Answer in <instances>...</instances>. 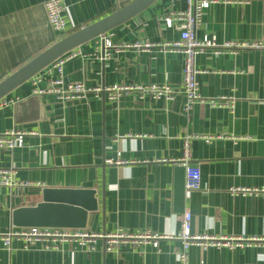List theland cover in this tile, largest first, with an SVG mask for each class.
Here are the masks:
<instances>
[{"label": "crops", "instance_id": "obj_1", "mask_svg": "<svg viewBox=\"0 0 264 264\" xmlns=\"http://www.w3.org/2000/svg\"><path fill=\"white\" fill-rule=\"evenodd\" d=\"M46 1L0 0V82L64 37L133 0H63L62 32L49 25ZM185 9L183 0H156L104 36L67 52L74 56L63 66L65 82L88 88L169 85L177 92L174 101L126 94L115 101L89 95L84 101L59 102L51 95H33L30 79L0 99V133L23 134L21 147L0 149V169L11 170L17 183L40 184L0 187V264H177L179 217L185 211L191 214L193 235L264 238L262 194L231 193L264 188V52L197 55L202 102L184 114V57L164 47L179 40V28L176 23L167 27L164 18ZM195 38L218 45L263 39L264 0L211 4ZM105 40L126 47L102 60ZM36 76L38 87H44L56 74L44 68ZM220 98L226 99L211 104ZM185 137H190L191 164L200 170L198 191L186 192L184 174L178 173ZM44 188L96 192L97 211L89 214L84 231L170 238L158 240L157 247L129 241L110 251L98 240L92 252L75 242L45 250L14 237L5 246L4 238L20 229L12 224L13 210L36 206ZM187 255L188 264H264L258 246H191Z\"/></svg>", "mask_w": 264, "mask_h": 264}, {"label": "built area", "instance_id": "obj_2", "mask_svg": "<svg viewBox=\"0 0 264 264\" xmlns=\"http://www.w3.org/2000/svg\"><path fill=\"white\" fill-rule=\"evenodd\" d=\"M186 4L184 11H176L170 13L164 18L167 27H172L174 23L179 28V40L166 44L164 47L170 52L181 53L184 57L183 62V84L182 94L184 103L182 112L189 114L195 104L201 101L199 95V86L196 80L197 75L200 73L195 66L196 56L202 54L207 50H211L213 54L219 55L222 52H236L242 49L261 50L264 52V38L252 42H224L218 45L215 40L204 38L198 40L195 38V29L200 23L203 11L208 9L211 4L219 1L229 2L235 0H183ZM240 1V0H236ZM248 1V0H242ZM47 15V20L52 29L56 32H62L65 29V20L62 16L64 11L63 0H47L44 4ZM126 46L113 45L108 40L104 41L103 52L101 59L109 60L112 52H118L119 49ZM135 48L141 46L135 45ZM144 48L148 49L153 45L145 44ZM74 55L64 54L57 58L50 65L46 67L47 73H55L56 77L49 80L44 87H38L40 78L34 75L31 80L33 86L32 93L36 96L51 95L59 102H75L84 101L89 95L94 98L107 99L108 101H115L126 94H134L140 98H151L153 100L164 99L166 101H174L177 94L176 91L169 85H156V84H115L106 87H92L88 88L80 82H65L63 78V66ZM220 98L211 104L219 103ZM230 107H233V101L230 102ZM207 141L212 137H205ZM23 145V134L18 132L7 131L0 133V149L13 150ZM111 164V161H107ZM119 163V162H118ZM184 168V189L186 192L198 191L201 186L200 170L191 164L190 157V137H185L182 146V156L178 162ZM27 187L37 188L40 184H33L29 182L17 183L14 180L11 170L0 169V187ZM232 194H253L261 193L264 197V188L261 191L254 189H241L236 188L231 190ZM179 232L177 238L181 241L182 248L176 254L177 264H188L187 251L191 246H199L207 248L209 246H225L229 249L242 248L244 246H258L264 251V238H220L214 239L205 235H193L190 230L191 214L188 211L182 213L179 217ZM14 237L22 240L26 246L41 245L45 250H58L66 242H75L86 252H92L95 249V244L98 240H103L105 243L106 251L112 250L113 246L120 243L129 241H139L151 243L153 247H157V241L162 238H170L168 236H157L149 233L143 234H126L121 230L113 234H97L82 229H66V228H44V227H26L20 228L17 232H10L4 238V245L8 246L10 238Z\"/></svg>", "mask_w": 264, "mask_h": 264}, {"label": "water", "instance_id": "obj_3", "mask_svg": "<svg viewBox=\"0 0 264 264\" xmlns=\"http://www.w3.org/2000/svg\"><path fill=\"white\" fill-rule=\"evenodd\" d=\"M155 1L133 0L109 16L56 42L0 82V99L57 58L92 39L104 36L106 32L136 16ZM179 171L184 174L183 167L178 168V173ZM181 186H178V198L182 200L184 193ZM40 193L42 201L36 206H21L13 210V226L85 229L89 214L97 211L94 190L44 188Z\"/></svg>", "mask_w": 264, "mask_h": 264}]
</instances>
